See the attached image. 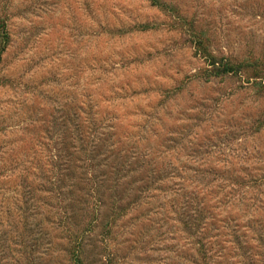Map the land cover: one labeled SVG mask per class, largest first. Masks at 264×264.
I'll return each instance as SVG.
<instances>
[{
	"label": "rangeland",
	"instance_id": "1",
	"mask_svg": "<svg viewBox=\"0 0 264 264\" xmlns=\"http://www.w3.org/2000/svg\"><path fill=\"white\" fill-rule=\"evenodd\" d=\"M159 1L0 0V264H264V0Z\"/></svg>",
	"mask_w": 264,
	"mask_h": 264
},
{
	"label": "trees",
	"instance_id": "2",
	"mask_svg": "<svg viewBox=\"0 0 264 264\" xmlns=\"http://www.w3.org/2000/svg\"><path fill=\"white\" fill-rule=\"evenodd\" d=\"M153 4L156 6H162L161 2L159 0H152ZM147 26V24H146ZM144 26V28H146ZM2 31L3 32V37H4V44L0 46V58L2 57L3 53L7 49V45L9 44V39H10V34L7 31V25L6 22L3 23L2 25ZM209 60V74H213L215 76H224L228 74H233L240 72L241 69L244 67L243 63H232L230 60L225 59V58H218L215 56H211L210 58L208 57ZM256 78H261L259 77V74ZM70 242L72 243V247L70 250L71 253V259L74 262V264H84L83 260L81 258V253H80V245L78 243L79 235L70 233Z\"/></svg>",
	"mask_w": 264,
	"mask_h": 264
}]
</instances>
